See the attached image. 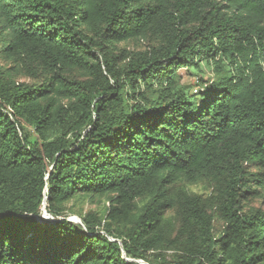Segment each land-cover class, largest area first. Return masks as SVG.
Segmentation results:
<instances>
[{
	"label": "trees",
	"instance_id": "trees-1",
	"mask_svg": "<svg viewBox=\"0 0 264 264\" xmlns=\"http://www.w3.org/2000/svg\"><path fill=\"white\" fill-rule=\"evenodd\" d=\"M257 198L264 0H0V264H264Z\"/></svg>",
	"mask_w": 264,
	"mask_h": 264
},
{
	"label": "rangeland",
	"instance_id": "rangeland-1",
	"mask_svg": "<svg viewBox=\"0 0 264 264\" xmlns=\"http://www.w3.org/2000/svg\"><path fill=\"white\" fill-rule=\"evenodd\" d=\"M151 44H152V41H148V40H144L140 42L130 41V42H121L119 43L118 47L127 48L128 50H133V49L147 50ZM210 77H211V73L207 71L205 78L210 79ZM19 79L24 82H30V83L33 82V79L25 77V76H22ZM188 187L194 192H199L203 194H206L208 192V186L204 183L196 184V185H189ZM96 200L97 201L93 203L92 200H90L89 198L73 199L67 203V205L71 208V211L67 212L65 215H67L69 219H72L73 221H75V220H80L81 216L89 212L90 210H97V211L103 210L104 206L107 203V199L105 197H102V198H97ZM250 204L264 209V200H262L261 198L251 200ZM47 217H49L50 219H54V216L52 215H48ZM218 225L220 226L219 223Z\"/></svg>",
	"mask_w": 264,
	"mask_h": 264
}]
</instances>
